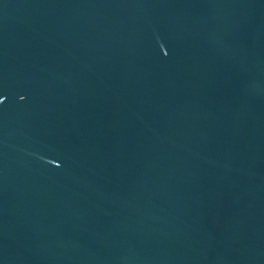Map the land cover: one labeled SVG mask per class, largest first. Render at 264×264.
I'll return each instance as SVG.
<instances>
[{
    "label": "water",
    "instance_id": "1",
    "mask_svg": "<svg viewBox=\"0 0 264 264\" xmlns=\"http://www.w3.org/2000/svg\"><path fill=\"white\" fill-rule=\"evenodd\" d=\"M0 264H264V0H0Z\"/></svg>",
    "mask_w": 264,
    "mask_h": 264
}]
</instances>
